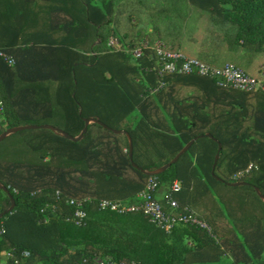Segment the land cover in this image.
<instances>
[{
    "label": "trees",
    "instance_id": "obj_1",
    "mask_svg": "<svg viewBox=\"0 0 264 264\" xmlns=\"http://www.w3.org/2000/svg\"><path fill=\"white\" fill-rule=\"evenodd\" d=\"M150 24L137 60L131 51ZM112 38L123 50H112ZM156 41L263 77L264 0H22L0 8V49L15 59L10 66L0 58V137L22 126L55 128L0 142L18 136L0 147V264H97L107 255L120 264H264V92L197 75L161 81ZM85 128L79 141L65 136ZM194 139L175 164L148 174ZM152 179L170 190L181 182L174 199L211 231L180 225L167 233L143 213L99 208L103 200L137 203ZM71 200L84 201L81 221Z\"/></svg>",
    "mask_w": 264,
    "mask_h": 264
},
{
    "label": "built area",
    "instance_id": "obj_2",
    "mask_svg": "<svg viewBox=\"0 0 264 264\" xmlns=\"http://www.w3.org/2000/svg\"><path fill=\"white\" fill-rule=\"evenodd\" d=\"M109 46L113 49L122 47L119 40L116 38H112L109 41ZM148 47L149 44H142L141 47L132 50L131 55L137 60L141 59L144 56V49ZM153 49L156 51L157 57V65L154 67V70L158 72L161 81L166 75H197L215 79L217 84L222 87L242 92H264V76L258 78L252 77L234 64H227L223 68L214 67L201 60L186 57L179 51H172L163 43L156 44ZM0 58L10 66L15 64V59L1 49ZM164 85L165 83L161 82L160 86L162 87ZM5 113V104L0 100V125L5 123ZM181 188V182H175L164 199L170 211L164 208L162 200L157 197L156 192L158 190V183L154 179H152L147 188L138 195L137 203L130 204L121 201L103 200L99 203V208L101 210L112 211L123 215L143 213L147 215L158 228H161L167 233H171L180 225L196 226L210 232L211 227L207 221L200 218L198 214L189 207L181 209L174 199V194L180 192ZM83 202L84 201L76 200L70 201V204L76 207L75 219L79 221L86 216V212L83 209ZM2 233H4V228L0 225V234ZM28 255V252H24V256ZM7 256L14 257V254L8 252ZM19 260L20 259H17L16 263H19Z\"/></svg>",
    "mask_w": 264,
    "mask_h": 264
},
{
    "label": "water",
    "instance_id": "obj_3",
    "mask_svg": "<svg viewBox=\"0 0 264 264\" xmlns=\"http://www.w3.org/2000/svg\"><path fill=\"white\" fill-rule=\"evenodd\" d=\"M97 120H94V119H91V120H87V126L92 123V122H96ZM48 128V129H52V130H55L54 127L52 126H22V127H17V128H11V129H8L1 137H0V142L3 141L5 138H7L10 134H13V133H17V132H20V131H23V130H26V129H38V128ZM87 132V128H85V130L83 131V133L77 137V138H73L71 136H69L68 134H65L66 137L68 138H72L74 139L75 141H79L80 139L83 138V136L85 135V133ZM117 133H124V131H115ZM197 139H194L192 140L185 148L184 150L169 164H167L166 166L162 167L161 169H159L158 171H155V172H148V174L150 175H154V174H158V173H161L163 171H165L167 168H169L172 164H175L179 158L189 150V148L194 144V142L196 141ZM130 144H131V152H130V156L132 158L133 156V144H132V140L130 139ZM219 150H221V145H219ZM218 159H219V154L216 156V159H215V165L217 164L218 162ZM0 188H2L3 190L7 191V189L5 187H3L2 185H0ZM258 193L260 194L259 190L257 189ZM261 197L264 199V197L261 195ZM14 206L15 204L13 203L12 207L10 208V211L14 209ZM4 216V213L0 214V219Z\"/></svg>",
    "mask_w": 264,
    "mask_h": 264
},
{
    "label": "rangeland",
    "instance_id": "obj_4",
    "mask_svg": "<svg viewBox=\"0 0 264 264\" xmlns=\"http://www.w3.org/2000/svg\"><path fill=\"white\" fill-rule=\"evenodd\" d=\"M95 3H98L97 1H94ZM151 33H153V26L150 24V25H148V28H147V31H146V38L145 39H143V44H149V42H150V39H149V37H148V35H150ZM163 42L162 41H156V43L155 44H162ZM121 44V43H120ZM165 44V43H164ZM122 45V44H121ZM112 50H123V47H121V48H119V49H113L112 48ZM261 69H262V75L264 76V65H262V67H261ZM18 136H16V137H13V138H8L0 147H1V149L2 148H9V147H12V146H14L15 145V143H16V141H17V138ZM203 220H205V219H203ZM205 221H207V220H205ZM208 222V221H207ZM128 229H130V228H128ZM120 231V230H119ZM118 231H115V233H116V235L119 233H117ZM95 261L97 262V263H105V264H120V263H118V261L117 260H115L114 259V257L112 256V255H107V256H105V257H101V258H95ZM233 262H232V259H230L229 257H224L223 258V260H222V262L220 263V264H232ZM131 264H137V261H133Z\"/></svg>",
    "mask_w": 264,
    "mask_h": 264
},
{
    "label": "crops",
    "instance_id": "obj_5",
    "mask_svg": "<svg viewBox=\"0 0 264 264\" xmlns=\"http://www.w3.org/2000/svg\"><path fill=\"white\" fill-rule=\"evenodd\" d=\"M22 0H0V8H6L10 6L19 5ZM170 188L168 186H160L156 192L157 197L160 200H164L169 193Z\"/></svg>",
    "mask_w": 264,
    "mask_h": 264
}]
</instances>
